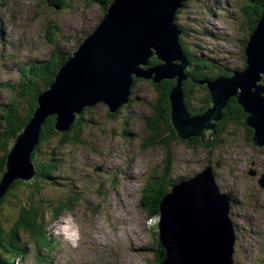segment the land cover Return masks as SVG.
Segmentation results:
<instances>
[{"label": "rangeland", "instance_id": "obj_1", "mask_svg": "<svg viewBox=\"0 0 264 264\" xmlns=\"http://www.w3.org/2000/svg\"><path fill=\"white\" fill-rule=\"evenodd\" d=\"M72 1L70 8L58 13L40 5L41 0H0V48L4 47L0 55L1 108L14 99L12 92L19 87L21 68L50 58L55 47L45 36L48 21L61 28L55 42L63 54L73 53L98 26L102 15L98 5L91 0ZM241 1L188 0L176 18L178 28L183 27L182 43L206 61L219 63L229 76L242 71L241 42L249 36L240 29ZM149 82L136 83L134 99L120 117L108 119L106 106L96 104L91 110L94 127L86 131L85 144L60 149L57 160L62 167L57 171L64 178L71 173L70 180L64 179L70 182V188L62 183L45 184L41 196L49 201L75 192L72 205L55 223L48 224L55 248L41 252L38 259L44 262L35 258L36 246L27 237L23 241L28 243V258L22 264H154L152 248L158 239V218L148 217L143 203L150 178L160 175L168 154L171 181L187 180L206 167L212 168L220 193L231 195L234 201L230 210L234 216L231 221L237 225L233 264H264V189L259 185L264 177V146H253L243 127L227 123L217 148L212 149L208 143H202L201 148L189 141L196 138L187 140L191 144L188 147L170 137L166 139L168 146L150 147L147 142L152 133L146 120L152 114L157 90ZM202 94L191 93V106ZM90 118L88 114L85 119ZM41 149L43 156L51 148L42 145ZM0 218L7 226L12 222V212L3 208ZM67 224L77 228L74 244L66 238Z\"/></svg>", "mask_w": 264, "mask_h": 264}, {"label": "water", "instance_id": "obj_2", "mask_svg": "<svg viewBox=\"0 0 264 264\" xmlns=\"http://www.w3.org/2000/svg\"><path fill=\"white\" fill-rule=\"evenodd\" d=\"M185 1H112L98 26L85 36L38 96L31 120L12 141L0 195L14 178L26 182L34 179L29 157L46 116L56 117V131L62 133L74 121L73 114L78 116L85 107L102 104L107 113H113L127 102L133 78L152 84L175 79L169 105L171 126L178 139L199 138L209 143L214 124L222 119V109L235 98L243 110V122L253 131L252 145L264 146V3L245 44L246 67L228 77L197 82L208 90L211 106L200 115L190 116L180 87L187 79L184 70L193 64L179 47L181 32L174 23ZM152 57L163 64L149 68L147 62ZM259 185L264 189V177ZM230 206V197L220 193L210 167L177 183L162 197L158 209V241L165 253L161 264H233L236 236Z\"/></svg>", "mask_w": 264, "mask_h": 264}, {"label": "trees", "instance_id": "obj_3", "mask_svg": "<svg viewBox=\"0 0 264 264\" xmlns=\"http://www.w3.org/2000/svg\"><path fill=\"white\" fill-rule=\"evenodd\" d=\"M70 1L72 0H41L40 5L46 6V8L51 10H58L59 13L61 10L68 8V6L71 7L69 4ZM112 1L113 0H93V2L99 3L102 6L101 8H103L101 9V20L105 15L104 9H107ZM187 1L188 0L183 3V7L186 6ZM241 2L242 7L238 13L241 21L240 29L246 30L250 36L261 16L264 0H242ZM180 10H178L177 15ZM52 11L55 12L54 10ZM59 33H61L60 26L54 21H48L45 36L47 41L55 47L50 54V58L40 64L35 63L26 67L23 66L24 68L20 70L19 87H16L17 89L13 88L12 94L14 95V99L7 103L5 108L0 107V185L4 176V166L7 162V156L12 141L31 120L37 107L38 96L54 81V77L59 68L69 58L66 56L68 53L63 54V52L56 47L55 39ZM246 41L241 42V56L244 60L243 69L246 67L244 58ZM178 44L183 54L187 57V60L195 62L191 69H185L183 72L184 75L187 76V79L180 87L181 94L183 95L184 108L190 116L200 115L210 106V95L205 86L197 82L205 79H214L220 75L228 76L229 72L222 66H219V63L215 65L211 63L212 60L206 61L202 55H195V53L191 52L180 39ZM147 64L149 68H153L157 66L158 61L155 57H152L148 60ZM139 81L143 80H133L131 94L127 98L128 101L125 103L126 105L122 104L113 113H110L108 110V119L120 117L119 114L123 112V109L129 106L128 104L131 103L133 98V89ZM147 82L149 81L147 80ZM149 83L157 90V93L151 106L152 114L146 120L148 129L152 133L147 145L150 147H152V145H162L166 147L168 146L166 143L169 141H166V139L170 137L171 140H177L188 147L191 146L187 141L180 140L176 137L170 122L169 94L176 85L175 79H163L157 84ZM193 92H204V94L198 98L194 106H191V104H193V98L190 95ZM136 100H138V98H136ZM94 107L95 106L84 108L81 115L76 117L69 125L68 130L62 133L56 131V119L54 116L47 117L42 122L39 129L38 144L31 153V160L36 168L35 179L26 182L14 178L2 194L3 197L0 198V212L3 208L12 212V222L7 226L3 225L4 222L1 221L0 218V264H13L16 260V264H22L24 259L28 258V256L25 255L28 243L26 240L23 241L27 237H29L36 246L34 256L37 260H39L38 257H41L43 254L41 253L43 250L49 247L55 248V244L49 236V227L61 217L62 213L70 210L72 205L71 197L74 196L75 192L72 194V190L69 189V192L72 194L69 195V193H67L69 197L63 195L49 201L46 200L43 195L41 196V194L43 193L45 184L50 185V183H52L56 185V183H62L65 188H70V182L64 181V179L66 178L68 180L71 173L66 174L67 176L65 178L60 176L57 168L59 169L62 166L57 160V154L60 152V149L65 146H80L85 144L83 139L86 138V131L94 127L93 124L95 123L91 114V110H93ZM88 114L91 118L86 120L85 118ZM221 116L222 119L214 124L215 135L213 139L209 140L210 142L207 146H210L212 149L217 148L219 138L222 137L226 131L227 123L236 128L243 127L247 133L248 140L251 141L253 138V131L247 128L243 122L244 113L242 108L238 106L235 98H230L227 101L226 106L221 111ZM125 129L126 127L123 126V130ZM122 133H125V131H122ZM127 134L130 136L133 135L132 133ZM162 134H165L167 137L162 139ZM206 138L207 135L205 134V141ZM189 141L198 144L196 146L201 145L200 147L202 148L203 142L199 138ZM42 145L51 148L49 152H46L43 156L41 154L44 150L41 149ZM208 164H210V162ZM170 167L171 158L168 154L164 162V173L156 176L152 180L150 178L149 184H147L148 194L147 197H144L145 203L143 204H145L144 208L148 217H158L161 198L168 194L170 188L177 183L169 180L168 172H170ZM111 180L114 182L113 188H115V180ZM182 180H184V178H181L178 182ZM228 196L230 197V203L233 209L234 201L231 195ZM230 215L234 217L231 213ZM234 224V230L236 231L237 225L236 223ZM152 251L154 252V264H161L165 253L160 247L158 239L155 240ZM41 261L44 262L43 260ZM41 261L39 260V263Z\"/></svg>", "mask_w": 264, "mask_h": 264}, {"label": "clouds", "instance_id": "obj_4", "mask_svg": "<svg viewBox=\"0 0 264 264\" xmlns=\"http://www.w3.org/2000/svg\"><path fill=\"white\" fill-rule=\"evenodd\" d=\"M64 231L66 232V238L69 240V242L74 244L75 239L77 238L76 226L71 225V224H67V225H65Z\"/></svg>", "mask_w": 264, "mask_h": 264}, {"label": "bare ground", "instance_id": "obj_5", "mask_svg": "<svg viewBox=\"0 0 264 264\" xmlns=\"http://www.w3.org/2000/svg\"><path fill=\"white\" fill-rule=\"evenodd\" d=\"M2 33H3V31L1 32L0 37H3ZM248 37H249V36H248ZM1 48H3V50L0 51V55L3 56V51H4V47H3V45L1 46ZM1 48H0V49H1ZM184 56H185V55H184ZM185 57H186V56H185ZM187 61H188V60H187ZM133 79H135V78H133ZM129 96H130V95H129ZM129 96H128V97H129ZM127 101H128V100H127ZM126 103H127V102H126ZM125 105H126V104H125ZM85 108H86V107H85ZM87 108H89V107H87ZM83 109H84V108H83ZM83 109L79 110V112H78V116L81 115ZM78 116H76L75 114H73L72 117H73L74 120H75L76 117H78ZM47 117H52V116H46V117L43 119V121H44ZM54 117H55V116H54ZM55 118H56V117H55ZM43 121H42V122H43ZM41 124H42V123H41ZM40 126H41V125H40ZM39 129H40V128H39ZM38 137H39V133H38ZM37 144H38V140H37L36 146H37ZM36 146H35V148H36ZM35 148H34V149H35ZM32 152H33V151H32ZM32 152H31V153H32ZM31 153H30V157H29V162L31 163V165H32V167H33V170H34V179H35V170H36V168H35L34 163H33L32 160H31V155H32ZM2 197H3V195L1 194V195H0V198H2ZM161 199H162V198H161ZM168 233H169V232H168ZM60 263H61V262H60Z\"/></svg>", "mask_w": 264, "mask_h": 264}, {"label": "flooded vegetation", "instance_id": "obj_6", "mask_svg": "<svg viewBox=\"0 0 264 264\" xmlns=\"http://www.w3.org/2000/svg\"><path fill=\"white\" fill-rule=\"evenodd\" d=\"M204 86V85H203ZM206 88V87H205Z\"/></svg>", "mask_w": 264, "mask_h": 264}]
</instances>
